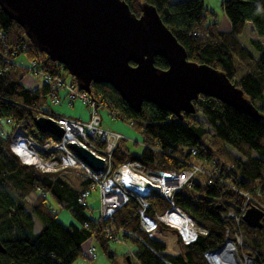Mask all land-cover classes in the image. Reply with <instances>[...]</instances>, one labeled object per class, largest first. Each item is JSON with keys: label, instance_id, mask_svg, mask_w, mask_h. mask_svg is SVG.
<instances>
[{"label": "trees", "instance_id": "obj_1", "mask_svg": "<svg viewBox=\"0 0 264 264\" xmlns=\"http://www.w3.org/2000/svg\"><path fill=\"white\" fill-rule=\"evenodd\" d=\"M124 1L137 16L141 15L143 4L153 6L185 48L189 61L224 73L264 115V107L256 105L264 99V45L257 40L251 42L259 53L255 57L240 41L249 22L258 37L264 39V0H223L225 17L221 23L208 22L209 11L203 0ZM0 33L5 34L0 35V236L5 249V254L0 253V264H73L86 258L82 246L91 238L110 256L115 236L138 246L128 264H208L205 253L219 249L227 232L231 237L238 231L236 220L229 213L240 216L251 205L264 211V120L256 121L204 95L195 103L196 114L184 113L182 120L150 103L135 113L110 86L95 84L92 90L103 93L120 113L118 118L130 123L141 135L142 143L163 151L160 154L142 147L137 154L128 141L122 140L113 154L115 169L137 161L149 170L181 171V161L190 160L195 150L196 158L211 164V169L206 170L216 179L204 177L202 181L196 176L175 194L176 207L208 232L199 234L198 242L192 245H184L178 231L158 219L171 207L156 195L149 197L150 209L146 212L157 221L151 238L140 230L139 203L135 198L119 209L112 220L93 218L78 201L88 186L83 179L74 187L76 183L57 174H44L23 165L10 150L12 136L19 128L40 144L54 139L33 126L40 113H51L41 105L39 90H28L22 85L29 70L15 59L25 55L30 61L37 60L48 72L62 66L39 52L24 29L1 8ZM155 66L169 69L162 57L156 58ZM72 80L77 83L74 77ZM46 94L49 90L45 85V101ZM200 113L212 131L197 120ZM169 151L170 155L165 154ZM44 194L48 195L46 199ZM31 196L36 197L29 204ZM55 208L72 212L76 223L69 227L60 223V212L55 214ZM37 222L42 226L39 232ZM239 226L245 241L243 251L257 264H264V226L261 230L251 229L243 220ZM134 233L144 243L133 237Z\"/></svg>", "mask_w": 264, "mask_h": 264}, {"label": "water", "instance_id": "obj_2", "mask_svg": "<svg viewBox=\"0 0 264 264\" xmlns=\"http://www.w3.org/2000/svg\"><path fill=\"white\" fill-rule=\"evenodd\" d=\"M0 8L24 29L39 52L64 65L87 93L92 85H108L135 113L150 103L180 120L184 113L196 114L195 103L204 95L256 121L264 120L224 73L189 61L185 48L147 3L139 16L124 0H0ZM158 57L167 61L168 70L155 66ZM33 126L54 139L64 134L50 117L36 119ZM70 148L95 171L104 168V161L88 149L77 143ZM243 222L261 230L264 211L250 206ZM0 253L5 254L1 236Z\"/></svg>", "mask_w": 264, "mask_h": 264}, {"label": "built area", "instance_id": "obj_3", "mask_svg": "<svg viewBox=\"0 0 264 264\" xmlns=\"http://www.w3.org/2000/svg\"><path fill=\"white\" fill-rule=\"evenodd\" d=\"M0 35L5 37L4 33H0ZM31 64V71L34 74L44 75V84L48 87L53 104L60 105L62 103L61 93L64 91L69 105L74 106L75 101H81L88 107L90 117L88 120L83 121L55 114L40 113V117H50L55 120L64 131L61 139H50L43 144L37 143L23 129L19 128L12 136L10 150L13 151L23 165L35 167L44 174L61 176L75 173L88 184L87 188L80 194L78 201L89 214L94 212L89 199L94 192H99L100 221L112 220L119 209L127 205L132 198H135L139 203L140 230L151 238L157 228V221L147 216L146 212L150 209L148 199L154 196L153 193L156 192V196L165 199L171 207L163 216H158V219L165 226L178 231L184 245L197 243L199 234L207 235L206 230L197 227L191 217L186 216L181 208L176 207L174 199L175 194L183 190L186 184L195 179L196 176L201 175L216 179L213 174L187 159L181 161L184 164L181 171L177 169L168 171L149 170L137 161L127 162L121 165L120 168L115 169L112 166L113 154L120 141L128 140L123 134L105 127L104 116L101 111L108 112L113 120H118L120 114L118 110L113 108L112 104L105 99L103 93L93 91L92 86L90 93L81 90L78 83L72 80L73 77L64 65H61V69L56 68L53 72H48L37 60H32ZM18 136L22 139L21 147L25 146L24 148L29 151V158L34 162L30 163L25 160L22 152L20 153ZM76 143L88 149L96 157L101 158L104 161V168L97 172L83 163L70 148V145ZM141 144L142 147L152 149L160 154L163 153V151L149 147L142 142ZM192 153L193 157L197 155L195 150ZM165 154L170 155V151ZM47 197L48 195L44 194V198ZM261 207L264 209V205H261ZM246 211L247 209L244 208L240 216L229 213L231 217L235 218L238 231L231 237L227 232L225 243L219 249L205 253L204 258L208 264H257L243 251L245 241L239 223L243 220ZM54 213L57 214L56 211ZM176 213L188 219L190 231L185 233L174 226L168 216ZM132 236L142 241L139 235L134 233ZM113 241L116 242L119 239L115 236ZM142 242L144 243V241ZM95 253L96 249L94 247L89 249V252H84L85 257L90 259H96Z\"/></svg>", "mask_w": 264, "mask_h": 264}, {"label": "rangeland", "instance_id": "obj_4", "mask_svg": "<svg viewBox=\"0 0 264 264\" xmlns=\"http://www.w3.org/2000/svg\"><path fill=\"white\" fill-rule=\"evenodd\" d=\"M173 2H176L177 0H172ZM206 9L209 11V18L208 22H217L221 23L225 17V12H223V0H203ZM242 36L240 37L241 43L246 46L247 50L249 51L250 54H252L255 57L259 56V53L256 52V50L252 46V41L257 40L260 43L264 45V39H261L258 37L257 32L254 30V26L252 23H247L245 30L243 32ZM15 62L17 64H22L25 68H27L29 71L25 73L24 77L22 78V85L28 90H39L40 95L42 96L41 99V105L45 110L48 111H54L55 115L61 114V115H67L70 117H76L80 118L84 121L88 120L90 115H89V109L86 105H84L81 101L77 100L74 102V106L69 105L68 100L64 97V91L61 93L62 97V103L60 105H55L52 102V97L49 94H46L47 101L44 100V91H45V84H44V75L38 76L34 74L31 71L32 64L30 60H28L25 55H19L18 58L15 59ZM236 63L238 60L236 59ZM239 75H242L240 73ZM264 96V93H263ZM257 107L263 106L264 107V99L261 101L256 102ZM101 113L104 116V125L106 128H110L111 130L115 132H119L120 134H123L124 137L128 140V145L132 147V151L139 154L142 151V137L141 135L137 134L130 123L124 122L120 119L118 120H113L108 112L102 110ZM60 116V115H59ZM197 120L200 121V123L205 126L209 131H212L207 123V121L204 119L202 114L196 115ZM7 128V127H6ZM134 143H137V145H133ZM232 151V150H231ZM235 155V151H233ZM190 160L193 163H197L204 169H211V164L202 160H199L196 157L190 156ZM62 176V175H61ZM63 178L65 180H70L73 184L74 187H78L79 179H81L79 176H77L75 173L72 174H67L63 175ZM199 180L204 179L203 176H198ZM36 196H31L28 200L29 204H32L31 202L34 201V198ZM90 204L91 207L94 210L93 214H90L93 218H98L100 216V211H99V192H94L92 196L90 197ZM56 207V206H55ZM56 212H60L58 216V220L60 223H63L65 226L69 227L71 224H75L76 222L74 221V218L72 216V212L68 210H60L59 208H55ZM42 226L37 222V227H36V232H39L41 230ZM94 247L96 249V259L89 260L88 258L81 257V259L77 260L73 264H128V257L133 255V252L138 249V246L133 243L130 240L127 241H113L110 245L109 253L110 256L95 243L94 239H88L87 241L84 242L82 248L83 251L89 252V249ZM133 258V257H132ZM135 262V260L133 259Z\"/></svg>", "mask_w": 264, "mask_h": 264}, {"label": "bare ground", "instance_id": "obj_5", "mask_svg": "<svg viewBox=\"0 0 264 264\" xmlns=\"http://www.w3.org/2000/svg\"><path fill=\"white\" fill-rule=\"evenodd\" d=\"M19 140H20V153L22 152V155L24 157L25 160H28L30 163L34 162V160H31L29 158V151L26 150L23 146L21 147V143H22V139L20 136L17 137ZM169 219L172 220L173 224L175 227L177 228H180L183 232H187V231H190L191 228H189V224H188V219H186L185 217H182L181 215L179 214H174V215H170L168 216Z\"/></svg>", "mask_w": 264, "mask_h": 264}, {"label": "crops", "instance_id": "obj_6", "mask_svg": "<svg viewBox=\"0 0 264 264\" xmlns=\"http://www.w3.org/2000/svg\"><path fill=\"white\" fill-rule=\"evenodd\" d=\"M64 97H65V96H64ZM73 105H74V104H73ZM260 107L263 108V106H260ZM47 111H48V110H47ZM49 112H50L51 114L56 113V112H54V111H49ZM58 115H60V116H62V117L65 116V117H68V118H70V119H74V120H75V119L82 120V119H80V118L70 117V116H67V115H65V114H64V115L58 114ZM83 121H84V120H83Z\"/></svg>", "mask_w": 264, "mask_h": 264}]
</instances>
